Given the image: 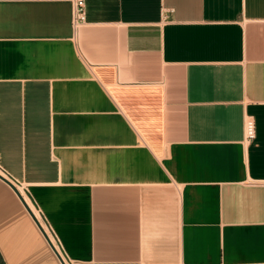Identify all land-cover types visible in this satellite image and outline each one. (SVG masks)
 Returning a JSON list of instances; mask_svg holds the SVG:
<instances>
[{
  "label": "crops",
  "instance_id": "crops-1",
  "mask_svg": "<svg viewBox=\"0 0 264 264\" xmlns=\"http://www.w3.org/2000/svg\"><path fill=\"white\" fill-rule=\"evenodd\" d=\"M85 5L0 0L2 264H264V0Z\"/></svg>",
  "mask_w": 264,
  "mask_h": 264
},
{
  "label": "built area",
  "instance_id": "built-area-1",
  "mask_svg": "<svg viewBox=\"0 0 264 264\" xmlns=\"http://www.w3.org/2000/svg\"><path fill=\"white\" fill-rule=\"evenodd\" d=\"M70 1L72 3V8H73V19H72L73 28L75 29V31H78L80 28H82L83 26L86 25L85 0H70ZM256 136H257L256 120L253 116H247L245 119V144L252 143L256 139ZM0 170L3 172V174H5V176L3 174H0V176L4 180L8 181L15 188H17L19 190V192L23 195V198L25 201H26L25 195L29 199L28 187L25 184L18 182L17 180L12 178L10 176V174H8V172L1 165H0ZM31 210H32V208H31ZM32 211H33V214L35 215L36 219L40 223H42L40 210H37V211L32 210ZM43 230L47 234L51 244L54 246L55 250L59 254L60 258L63 260V262L65 264H75V263L67 260L65 253H64V250H63L58 238L53 234L51 228H49L47 226L45 228L43 227Z\"/></svg>",
  "mask_w": 264,
  "mask_h": 264
},
{
  "label": "water",
  "instance_id": "water-1",
  "mask_svg": "<svg viewBox=\"0 0 264 264\" xmlns=\"http://www.w3.org/2000/svg\"><path fill=\"white\" fill-rule=\"evenodd\" d=\"M0 179H1L2 181H4L5 183L9 184V185L15 190V192L17 193V195L19 196V198H20L21 201L23 202L24 206L27 208V210L31 213V215L35 218L36 222L39 224V222H38V220L36 219V217L34 216L32 210L30 209V207L28 206V204L26 203V201L24 200V198L21 196V194L18 192V190H17L13 185H11L8 181L4 180L1 176H0ZM39 225H40V224H39ZM41 230L43 231V233L45 234V236H47L46 233H45V231L43 230L42 227H41ZM51 245H52V244H51ZM52 247L54 248L53 245H52ZM54 249H55V248H54ZM54 251L56 252V250H54ZM56 254H57V253H56ZM57 255H58V254H57ZM58 257L60 258L59 255H58ZM60 260H61L62 264H65L61 258H60Z\"/></svg>",
  "mask_w": 264,
  "mask_h": 264
},
{
  "label": "bare ground",
  "instance_id": "bare-ground-1",
  "mask_svg": "<svg viewBox=\"0 0 264 264\" xmlns=\"http://www.w3.org/2000/svg\"><path fill=\"white\" fill-rule=\"evenodd\" d=\"M0 174H3V172L0 170ZM4 176H5V174H3ZM17 189V188H16ZM18 190V189H17ZM18 192H19V190H18ZM20 193V192H19ZM21 194V193H20ZM25 195V194H24ZM21 196L23 197V195L21 194ZM25 198H26V203L29 205V206H31L32 207V205H31V203H30V201H29V199H28V197L25 195ZM30 207V208H31ZM56 253H57V251H56ZM58 254V253H57ZM59 255V254H58Z\"/></svg>",
  "mask_w": 264,
  "mask_h": 264
},
{
  "label": "trees",
  "instance_id": "trees-1",
  "mask_svg": "<svg viewBox=\"0 0 264 264\" xmlns=\"http://www.w3.org/2000/svg\"><path fill=\"white\" fill-rule=\"evenodd\" d=\"M0 264H2V262L0 261Z\"/></svg>",
  "mask_w": 264,
  "mask_h": 264
}]
</instances>
